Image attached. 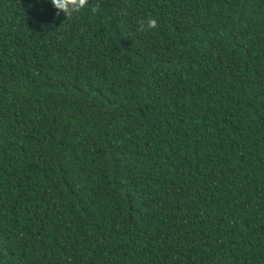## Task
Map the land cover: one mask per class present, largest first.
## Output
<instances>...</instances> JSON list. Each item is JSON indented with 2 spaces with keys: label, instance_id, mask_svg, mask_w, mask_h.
I'll list each match as a JSON object with an SVG mask.
<instances>
[{
  "label": "trees",
  "instance_id": "1",
  "mask_svg": "<svg viewBox=\"0 0 264 264\" xmlns=\"http://www.w3.org/2000/svg\"><path fill=\"white\" fill-rule=\"evenodd\" d=\"M92 3L0 0V264H264V0Z\"/></svg>",
  "mask_w": 264,
  "mask_h": 264
},
{
  "label": "clouds",
  "instance_id": "2",
  "mask_svg": "<svg viewBox=\"0 0 264 264\" xmlns=\"http://www.w3.org/2000/svg\"><path fill=\"white\" fill-rule=\"evenodd\" d=\"M52 6L57 10L56 15L60 12L65 15V20L72 19L74 15L79 14L85 10H89L92 14H96L100 9V4H93L92 0H50ZM127 14V13H122ZM157 27L155 18L149 17L146 21L140 20L137 31L143 32Z\"/></svg>",
  "mask_w": 264,
  "mask_h": 264
}]
</instances>
